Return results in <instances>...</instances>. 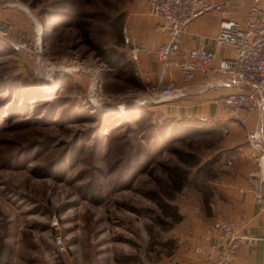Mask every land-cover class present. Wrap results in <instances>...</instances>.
<instances>
[{"label": "rangeland", "instance_id": "obj_1", "mask_svg": "<svg viewBox=\"0 0 264 264\" xmlns=\"http://www.w3.org/2000/svg\"><path fill=\"white\" fill-rule=\"evenodd\" d=\"M141 2L0 0V26L12 27L0 37V264H167L196 224L222 213L232 127L246 126L182 119L157 104L124 42ZM24 35L31 52L12 46ZM97 46L124 54L140 84ZM176 167L188 173L180 191Z\"/></svg>", "mask_w": 264, "mask_h": 264}, {"label": "built area", "instance_id": "obj_2", "mask_svg": "<svg viewBox=\"0 0 264 264\" xmlns=\"http://www.w3.org/2000/svg\"><path fill=\"white\" fill-rule=\"evenodd\" d=\"M148 12L158 18L155 30L166 35V40L156 50L141 47L128 29L124 32V42L133 61L139 59L142 51L152 55L161 67V81L172 70L179 71L185 83H190L197 73L217 78H227L236 91L219 97L216 103L223 107L231 119L244 124V115L262 113L260 126L247 135L245 154L254 162V168L247 178V187L241 192H249L259 210L264 212V5L263 0H253L246 24L233 19H224L214 42L217 47H229L235 52L233 57H218L203 45L192 49L182 46V37L188 26L197 18L210 12L226 13L227 2L209 0H144ZM2 25V24H0ZM10 27L0 26V37L10 34ZM12 46L18 51L31 52L27 36L21 37ZM160 98L173 100L184 94L173 83L157 89ZM228 234L222 249L219 242L209 246L204 259L194 264H234L241 249L253 243L255 237L238 233L236 223L218 218L215 223Z\"/></svg>", "mask_w": 264, "mask_h": 264}, {"label": "crops", "instance_id": "obj_3", "mask_svg": "<svg viewBox=\"0 0 264 264\" xmlns=\"http://www.w3.org/2000/svg\"><path fill=\"white\" fill-rule=\"evenodd\" d=\"M212 2H227L226 13L210 12L192 22L182 37V46L192 49L203 45L207 50L215 52L218 57H233L235 52L229 47H217L214 39L218 35L221 23L224 19L237 20L246 24L249 8L253 0H209ZM143 3L132 12L133 23L136 27V42L141 47L156 50L166 40V35L155 30L158 18L143 7ZM264 5V0H263ZM146 8V10H145ZM139 68V75L148 83L150 90H157L160 85L166 87L173 83L184 94L173 100L158 101L167 113L182 119H193L201 122L225 123L236 126L226 110L219 106L216 101L219 97L236 91V88L227 85H217L219 82H228L227 78H217L197 73L190 83H185L179 71L172 70L161 81V67L156 58L142 51L139 59L134 61ZM157 99L160 98L158 92ZM262 113L244 115V126L232 127V140L237 141L233 154L234 166L220 182L219 190L226 199L220 206L222 213L218 218H224L236 223L238 233L255 237V241L239 251L234 264H264V212L259 210L257 203L249 192H241V188L247 187V178L254 168V162L246 154V144H242L249 131L260 126ZM247 143V141H246ZM213 223L205 221L193 227L192 234L187 237L186 243L179 253L173 256L167 264H194L205 258L209 246L219 242L222 249L228 240V234Z\"/></svg>", "mask_w": 264, "mask_h": 264}, {"label": "trees", "instance_id": "obj_4", "mask_svg": "<svg viewBox=\"0 0 264 264\" xmlns=\"http://www.w3.org/2000/svg\"><path fill=\"white\" fill-rule=\"evenodd\" d=\"M117 28H116V39L119 40L120 42H122V38H123V22L121 20L120 23L117 24ZM76 27L79 30H82L83 34L86 36L87 40H89V44H91L90 42V28L87 26V23L83 20H78L76 22ZM118 41V42H119ZM118 45H120V43H118ZM96 48V52L97 55L99 56V58H101L102 60H104L105 63H107V65L110 68H114V69H118L120 71H123V73H125L128 77V81L129 83L138 85L140 84L139 79L136 77V72L135 70L137 68L134 67V65L126 60V57L124 54L120 53L116 48L114 49V47H102V46H97ZM187 130H190V127L187 128ZM191 134V133H189ZM191 158L192 156L186 153H181V159L185 162H188L191 164ZM195 163H192L191 166H194ZM172 173L175 176V178L177 179V181L175 182V187L176 190L180 191L183 187V183L185 180H187L188 178V173L186 170L180 169L178 167L172 169ZM210 198L211 196H208L206 199V207L207 209L210 211ZM159 208L161 209V211L165 214L166 217H171L174 221V223H180L183 220V216H181V214L179 213V208L175 205H172L170 203H168L167 201H164L163 199L159 201Z\"/></svg>", "mask_w": 264, "mask_h": 264}, {"label": "water", "instance_id": "obj_5", "mask_svg": "<svg viewBox=\"0 0 264 264\" xmlns=\"http://www.w3.org/2000/svg\"><path fill=\"white\" fill-rule=\"evenodd\" d=\"M217 85H227V86H231V83L228 81V82H219V83H217ZM96 89V87L95 86H93V90H95ZM158 101H161V102H163V101H166L165 99H161V98H159L158 99Z\"/></svg>", "mask_w": 264, "mask_h": 264}]
</instances>
